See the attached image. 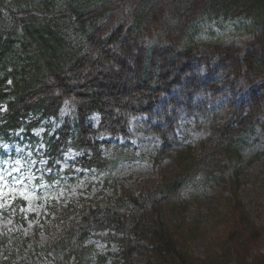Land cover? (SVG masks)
<instances>
[{
  "label": "trees",
  "instance_id": "obj_1",
  "mask_svg": "<svg viewBox=\"0 0 264 264\" xmlns=\"http://www.w3.org/2000/svg\"><path fill=\"white\" fill-rule=\"evenodd\" d=\"M255 12L259 28L247 47H182L206 13ZM241 79L248 90L237 98ZM257 79L264 81V0H0L1 138L31 130L68 102L74 123L66 119L50 138L53 161L75 147L83 165L106 168L112 161L102 155L99 136L128 137L130 119L144 116L159 139L156 158L178 165L152 189L77 200L58 238L67 256L83 254V244L107 230L120 247L115 264H264V226L251 219L239 193L258 176L235 169L223 179L220 209L179 199L198 174L228 168L238 138L261 124L264 89ZM184 116L201 119L207 130L192 145L177 137ZM22 204L15 201L12 212ZM36 235L0 237V264H48ZM195 241L203 243V257Z\"/></svg>",
  "mask_w": 264,
  "mask_h": 264
},
{
  "label": "rangeland",
  "instance_id": "obj_2",
  "mask_svg": "<svg viewBox=\"0 0 264 264\" xmlns=\"http://www.w3.org/2000/svg\"><path fill=\"white\" fill-rule=\"evenodd\" d=\"M260 14L225 17L206 13L195 20L182 40V47L235 42L247 47V41L259 28ZM264 89V81L257 79ZM248 90L245 79L237 88V98ZM230 101H224L223 105ZM4 112V108H0ZM75 108L65 102L57 116L41 120L31 130H17L10 140L0 137V237L9 242L19 241L36 233L40 247V260L48 264H115L120 253L119 244L99 231L83 244V254L67 256L58 238L67 230V222L79 199L89 200L96 194L118 196L123 190L138 193L152 189L177 169L173 160L157 159L159 139L148 133L144 116L130 119L129 136L110 138L100 135L102 155L112 162L102 169L88 168L79 159L82 153L69 147L53 161L47 144L66 119L74 123ZM98 116H92L94 125ZM207 130L201 119L184 116L177 130L181 144H194ZM237 154L230 166L222 172L200 173L182 187L179 199L192 202L203 209H220V191L223 179L234 176L235 169L244 175L258 176L254 184L240 187V196L251 219L264 226V117L261 124L241 135L236 142ZM23 204L14 214L11 206L17 200ZM194 252L203 257L204 245L193 243ZM264 249V243L260 251Z\"/></svg>",
  "mask_w": 264,
  "mask_h": 264
}]
</instances>
